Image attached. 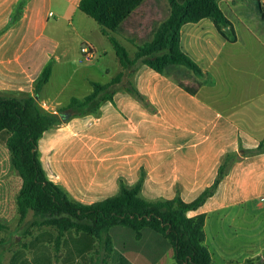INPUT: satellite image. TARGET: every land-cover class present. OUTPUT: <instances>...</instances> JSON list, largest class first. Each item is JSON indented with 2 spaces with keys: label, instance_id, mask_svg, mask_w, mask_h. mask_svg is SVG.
<instances>
[{
  "label": "crops",
  "instance_id": "0c3cea01",
  "mask_svg": "<svg viewBox=\"0 0 264 264\" xmlns=\"http://www.w3.org/2000/svg\"><path fill=\"white\" fill-rule=\"evenodd\" d=\"M80 1L0 0L1 96L33 97L42 72L64 64L86 43L98 56L95 38L104 35L79 10ZM219 6L233 33L227 29L224 36L208 18L181 29V49L203 77L182 65L147 73L139 62L112 86L122 93L96 98H106L116 113L107 142L99 136L102 128L80 126L75 116L84 105L64 107L59 94L41 98L49 80L39 104L58 123L41 137L37 152L48 180L84 205L123 187L139 186L150 201H191L207 192L201 209L188 216L206 214L212 264H245L264 255V0ZM169 13L170 7L160 23ZM135 86L143 93H134ZM119 112L133 119L123 121ZM74 124L87 133L85 141ZM68 135L83 143L67 142ZM22 187L11 152L0 143V225L6 227L0 228V264H168L165 257H174L168 240L150 229L138 239L135 231L114 227L109 244L35 225L33 211L20 222Z\"/></svg>",
  "mask_w": 264,
  "mask_h": 264
},
{
  "label": "trees",
  "instance_id": "16d2710c",
  "mask_svg": "<svg viewBox=\"0 0 264 264\" xmlns=\"http://www.w3.org/2000/svg\"><path fill=\"white\" fill-rule=\"evenodd\" d=\"M170 7L168 17L154 30L151 40L137 47L135 62L141 61L155 73L161 74L170 65H182L203 77L201 67L181 49V29L189 23L211 19L225 36L232 26L219 2L224 0H166ZM235 2L236 0H231ZM145 0H81L79 10L94 19L103 35L114 47L122 66L131 65L127 50L115 38L123 24ZM48 66L39 77L33 97H6L0 95V143L12 155L15 170L23 180L17 198L20 222L29 211L34 212L33 224L57 228L60 235L68 232L89 236L92 241L109 242V231L124 227L136 232L138 239L144 229H150L168 240L177 264H212V255L205 245L206 214L194 217L188 213L201 209L207 192L195 200L172 199L150 201L140 196V187H123L112 197L84 205L71 200L59 186L48 180L37 152L41 137L58 123V119L43 111L39 95L51 77ZM101 85L92 83L93 92L84 100L73 98L70 107L95 101L119 81ZM38 97V100H37ZM0 228H6L0 225ZM2 240H0V246ZM107 263V262H106ZM245 264H264V255Z\"/></svg>",
  "mask_w": 264,
  "mask_h": 264
},
{
  "label": "rangeland",
  "instance_id": "374dc122",
  "mask_svg": "<svg viewBox=\"0 0 264 264\" xmlns=\"http://www.w3.org/2000/svg\"><path fill=\"white\" fill-rule=\"evenodd\" d=\"M168 12L169 5L166 0H147L145 4L123 24L122 29L119 31L118 35H115V38L128 52L127 59L132 62L128 67L138 64L139 62L143 64L141 61L135 62L137 47L152 39L154 30ZM82 16L86 15L82 14ZM86 18L93 22L92 24L96 29L99 28L100 25L93 19L89 17ZM95 39L98 40V42H95L96 47L99 49L98 56L92 61H84L80 51H73L64 64H56L52 71L50 87L42 92V99L48 97L54 98L59 94V102L62 106L67 107L72 98L84 99L93 92L91 82L107 85L120 77L124 67L114 47L104 36H100L99 39L96 37ZM144 66L147 73L151 72L147 65L144 64ZM122 92V87H112L109 91H105L102 94H104L103 97L107 98ZM134 93L140 95L143 92L135 86ZM106 98L96 99L95 101L85 104L83 113L75 116L76 118L82 119V124L80 126H84L91 130L99 129V131L100 128H102L103 135L99 136L104 142H107L110 135L113 133L114 126H112V122L116 118V113L114 114L112 110L110 112L111 104L107 102L108 100ZM119 116L123 121L133 119L132 116H128L125 113L120 114L119 112ZM139 121L140 118L134 117L135 124H138ZM72 129L79 135H83L84 131L81 130L79 126L76 127L74 124ZM145 129L146 127L143 126L142 132ZM85 132L88 131L85 130ZM86 134L81 136L84 141L86 140ZM82 139H80V137L72 138L70 135L67 136V142L77 145L83 143ZM208 234L210 239V229H208ZM165 259L168 260V264H177L172 256H166ZM156 264H159V262H156Z\"/></svg>",
  "mask_w": 264,
  "mask_h": 264
},
{
  "label": "built area",
  "instance_id": "2783aa9c",
  "mask_svg": "<svg viewBox=\"0 0 264 264\" xmlns=\"http://www.w3.org/2000/svg\"><path fill=\"white\" fill-rule=\"evenodd\" d=\"M81 55L84 61H92L96 58L97 52L92 44L86 43L81 47Z\"/></svg>",
  "mask_w": 264,
  "mask_h": 264
},
{
  "label": "water",
  "instance_id": "95a60500",
  "mask_svg": "<svg viewBox=\"0 0 264 264\" xmlns=\"http://www.w3.org/2000/svg\"><path fill=\"white\" fill-rule=\"evenodd\" d=\"M37 100H38V97H37Z\"/></svg>",
  "mask_w": 264,
  "mask_h": 264
}]
</instances>
